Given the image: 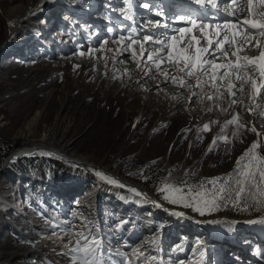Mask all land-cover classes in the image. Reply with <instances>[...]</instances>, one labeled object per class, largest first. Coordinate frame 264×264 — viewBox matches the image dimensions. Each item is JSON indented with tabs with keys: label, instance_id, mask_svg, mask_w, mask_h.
Instances as JSON below:
<instances>
[{
	"label": "rangeland",
	"instance_id": "1",
	"mask_svg": "<svg viewBox=\"0 0 264 264\" xmlns=\"http://www.w3.org/2000/svg\"><path fill=\"white\" fill-rule=\"evenodd\" d=\"M76 1L80 6L86 5L92 17L101 16L102 11L105 10L104 4L103 8L98 10L94 0ZM113 1L119 3L111 7L119 11L115 15H121V21L117 22L113 16H108L109 20L105 19V21L110 23H103L104 26L96 28L93 34L95 32L103 34L102 41L108 40L111 36L115 42L120 37H125L124 41H120L124 45L128 43L129 36L133 39H141L144 35L136 38L128 32L142 29L139 25H145L150 21L145 19L140 21L138 18L134 20L135 16H141L138 10L144 9L143 4L147 0H131L130 5L128 0ZM150 6L151 11L156 9V6ZM48 7L47 5V9ZM45 9L42 8L37 21L33 22L31 27H24L21 37L32 38L36 32H48L50 35L45 38V46H42L44 48L40 46V42L33 46L35 48H20L18 43L10 47L11 54L7 52L8 54L0 58V184H6L12 179L14 167L21 173L20 181L34 188L35 191L42 190L41 197H44L48 194V187L44 185V181L50 177L65 175L68 171L67 164L87 171H98L55 160L45 154L36 158L24 157L12 165L8 163L10 155L16 149L49 147L75 158H88L93 165L103 168L105 172L142 185L153 194L154 199L174 207H171L172 209L164 207L171 211L170 214L165 213V217L171 214L183 217L189 215L187 217L194 220L222 217L227 228L231 226L230 223L238 224L250 218H264V210L258 211L251 207V200L247 201L248 211L228 205L200 215L192 208L165 200L164 196L167 193L162 191L170 184L183 187L182 182L187 181L188 185L194 186L200 181L231 173L236 160L255 141L256 135L247 129H237L235 125L224 128V123L234 113H239L241 123L248 124L249 128L251 125L260 127V123H264L262 115L264 98L258 96L259 98L255 100H249L250 88L245 86L241 99L244 105L253 107L252 114H249L240 103L228 107L231 97L227 92L224 93L223 99L207 100L204 96V93L210 91L207 85L201 91L195 87L194 81H190L193 85L191 89L182 88L178 84L166 81L160 71L147 60L140 62L139 55L133 59L131 53L133 50H138V45L132 44L126 51L123 45L121 47L123 56L117 59L105 53L103 42L95 46L86 45L90 41L88 37L80 35L82 18L74 22L76 19L70 20L66 11L59 9L55 12V17L47 23L44 18ZM221 9L227 10L226 4L221 6ZM186 13L189 12L184 11V14ZM178 15V12L175 13L171 20ZM128 16H131L130 21H134L137 25L128 23L129 19L126 18ZM65 17L69 22L78 23L76 26L73 25L74 31L73 26L71 28L70 25H68L70 28L58 26L56 19H65ZM121 27L126 28L127 32L121 33L116 30ZM55 30L72 32L73 38L69 41L70 52L63 50L62 47L54 49L49 44ZM3 33L0 32V43L3 41ZM108 33L111 36L107 35ZM77 39L81 41L78 42ZM38 47L40 48L38 57H35V49ZM145 47L151 51L159 45L146 42ZM93 49L99 51H92ZM253 51L250 50L247 54L251 55ZM81 52H91V55H80ZM121 59L126 60L132 69L127 68ZM148 68L153 72L150 78L147 77ZM173 75L183 74L173 72ZM159 83L166 84L159 85ZM193 92L198 93L200 98L193 96ZM221 108H228V111L224 112ZM254 117H258L257 120L253 121ZM204 124H209L210 131L203 130ZM86 129L89 133H85ZM234 132L237 133L235 136ZM217 136H229L231 142L216 140ZM71 140L74 144L67 146ZM213 140H216L215 145ZM262 153L264 154V146ZM78 174L82 178H87L84 172ZM15 183L19 185V182L15 181ZM50 198V196L45 197L46 201ZM39 207L41 208L40 205ZM44 207L48 210V205ZM183 212L184 215L178 214ZM46 217L41 215L43 220H46ZM78 224L84 225L82 222L74 223L75 226ZM86 226L89 227L87 224ZM17 227L18 225L9 216L0 215V264H71L69 255L61 254L66 250V246L60 244L57 246L59 250L52 247L36 252L34 250L40 243L24 238L22 232L16 230ZM202 232L204 230H197L196 237H203L200 234ZM95 234L96 237H101L99 228ZM99 239L102 248V237ZM126 241L127 238L124 241L122 237V242H119L122 244ZM210 241L217 251L228 246L229 248L237 246L227 238L224 243L219 244L214 236ZM235 242L241 243V239L237 237ZM63 246L64 249L61 248ZM120 246L115 249L108 247L106 256L110 258L109 261L117 260L114 256L124 257L129 250L131 253L129 259L133 262L137 260L136 254L139 252L134 250L150 248L143 246L142 240L134 249H130V246L128 249ZM29 248L32 249L31 252ZM255 249L254 255L260 260H254L252 263L264 264V253L261 256L260 251ZM145 250L139 252V256L145 253L141 258H145L146 252L151 249ZM243 251L245 252V249ZM244 252L241 256L247 261L250 257ZM140 259L136 264H148L152 261V257L146 262H140ZM232 260L236 261L233 258ZM102 261L103 264H109L108 261Z\"/></svg>",
	"mask_w": 264,
	"mask_h": 264
},
{
	"label": "snow or ice",
	"instance_id": "2",
	"mask_svg": "<svg viewBox=\"0 0 264 264\" xmlns=\"http://www.w3.org/2000/svg\"><path fill=\"white\" fill-rule=\"evenodd\" d=\"M128 2L130 5L131 0ZM191 2L203 10L205 17L209 16L211 10L218 12L221 4H227L232 9L227 15L232 19L212 25L209 21L201 19L199 15L180 14L176 19L185 24V27L173 28L171 34L163 32L162 38L144 35L141 39H133L129 36L124 50L136 44L138 50L132 51L133 59L139 55L140 62L147 60L160 71L166 81L186 89H191L193 85L190 81H194L195 87L201 91L207 85L210 91L204 93V96L210 101L214 98L223 99L224 93L227 92L231 97L228 107L240 103L249 114H252L253 107L244 105L241 97L247 85L250 88L249 100H255L258 96L264 98V48L260 49L259 55H247L248 51L260 48V45L264 43V11L254 10L257 4L264 6V0H242V2L241 0H220L219 4L218 0H191ZM143 7L149 8L150 4L144 3ZM245 10L248 16L241 19L240 14ZM161 14L162 10L157 12V15ZM126 18L132 20L131 16ZM149 24L163 29L171 27L169 23L160 20L149 21ZM124 40L125 37H120L117 43ZM146 42L155 43L159 47L149 51L145 47ZM92 51H99V49ZM85 54L91 55V52L80 53V55ZM165 65L170 67H163ZM146 71L150 72L151 69L148 68ZM173 72L183 75H173ZM192 95L200 98L196 92ZM221 110L227 112L228 108H221ZM229 125H235L237 129L250 130L257 136H261L255 126L249 128L248 124L239 121V113H234L225 121L224 128ZM203 130L210 131L209 124H204ZM236 134L233 133L234 136ZM216 140H222L224 143L231 142L229 136H217ZM216 140H213V145ZM262 145H264V139L252 142L236 160L233 171L223 177L206 179L194 186L188 185L187 181L182 182L183 187L167 185L162 189L167 193L164 199L172 204L192 208L200 215L228 205L248 211V200L252 201L251 207L258 211L264 210V154L257 152ZM211 150L210 148L209 151ZM98 175L102 174L98 173ZM109 182L118 183L115 180ZM119 186L123 187V185ZM131 191L137 192L134 188ZM178 214L184 215V213ZM248 223L264 224V218L248 221ZM52 227L53 235H57L55 230L60 229L62 233L69 236L68 241L65 242L66 252L61 254L69 255L71 264H103L100 259L103 254L101 240L91 234V229H87L86 224L82 229H76L71 221L67 222L65 227L56 223H53ZM68 245L71 246L68 247ZM137 256L139 257V253ZM201 256H203L202 252ZM124 261L125 264H131L126 254Z\"/></svg>",
	"mask_w": 264,
	"mask_h": 264
},
{
	"label": "bare ground",
	"instance_id": "3",
	"mask_svg": "<svg viewBox=\"0 0 264 264\" xmlns=\"http://www.w3.org/2000/svg\"><path fill=\"white\" fill-rule=\"evenodd\" d=\"M241 2H242V0H241ZM94 3L96 5V7L98 8V10H99V8L101 9V7L103 8V4H104L105 10L102 11L101 16L97 15L96 17H92L88 7L86 5L84 7L78 5V2L76 0H0V32L1 31L4 32L2 35L3 41H2V43H0V55H2V56H0V58L5 56L6 54L10 53L11 52L10 47H12L13 45L18 44V43L20 44V48H24V47L35 48L33 46L37 45L38 42H40L41 47L45 46V42H44L46 40L45 38L48 36V34L50 35V33H48V32H36L35 35L41 36L39 41L37 40V38L34 39V36H35L34 34L32 35V38H30V37L21 38V37H22L23 31H24V27H27V28L31 27L33 22L37 21L38 14L41 12L42 8H44V9L46 8L44 10V12H45L44 18L47 21V23L51 20V18L55 17V12H57V10H59V9L62 11H66L67 16L70 20H71V18L76 19L74 22L78 21L79 18H82L81 23H83V26L81 25L82 29L80 30V35L83 34V36L88 37V40L90 41L89 43H86V45L95 46L96 44H100V42H103L102 46L105 49V53L107 55L111 54L115 58L120 59L123 56L122 49H121V47L124 45L123 43H120V42L117 43V41L115 42L114 38L110 35V33H108L107 35H110L111 37L108 40H104V41H102V39H104L103 34H98L96 32L93 34V31L96 28H102L105 23H108V24L110 23L107 20L105 21V19H108V16H113L117 22L121 21V15H119V14L115 15V13L119 12V11H115V9L113 7H111L113 5H118L119 3L114 2L113 0H94ZM146 3H149L150 5H152V7L156 6V9L151 11V6H150L149 8H144L140 11L138 10V13L141 16H138V17L135 16L134 20H136V18H138L140 21L144 20V19L150 20V21L160 20L161 22L169 23L171 27H170V29L157 28V27H155L154 24H149V22H147V23H145V25H143V24L139 25L142 27V29H138V30L128 32L131 35L133 34L134 37H136V38H138L139 36H142V35H153V36H156L157 38H162L161 33H163V32H169V34H171V29L185 27L186 25L178 22L176 20V18H174V20H171V19H173L171 17H173V15L177 12L179 13V15L184 14V11H187L189 13H193L195 15H199L201 19H205V20L209 21L212 25H215L217 23H222L226 19H230V18L232 19V17L227 15V13L232 10L231 7L228 6L227 4H226L227 10L221 9V6L224 5V4H221L218 12L216 10H211L209 16L205 17L203 15V10L200 9L197 5L193 4L190 0L189 1L188 0H161V1L160 0H147ZM219 3H220V0H218V4ZM47 5L49 6L48 9H47ZM52 8H54V9L52 10ZM160 10H162V14L157 15V12ZM254 10L264 11V6H260L259 4H257L255 6ZM148 11L150 12V14ZM120 12L125 13V11H120ZM247 16H248L247 10H245L243 13L240 14L241 19H243ZM111 21H113V19ZM56 22H57L58 26H62V28H65L68 25H70V27L72 28L73 25L76 26L78 24V23L71 24L69 22V20H66V17H65V19H56ZM128 23H130L131 25L136 24L134 21L132 22L130 20L128 21ZM116 30H118V32L120 31L121 33L127 32L126 31L127 29L126 28L124 29V27L116 28ZM209 31H211V29H209ZM91 33H92V35H91ZM72 38H73V34H72V32H68V30H64L61 32L59 30L58 31L55 30L53 33V36L49 40V44L51 46H53L52 48H54V49L62 47L63 50L70 52L71 47L69 46V41H71ZM77 40H78V42L81 41V39H77ZM254 40H255V38H254ZM105 41H107L108 43L105 44L104 43ZM42 48H44V47H42ZM261 48H264V43H262L260 45V48L253 49L254 51L251 50L254 53L249 55V56L259 55V51ZM35 50H36L35 57H38V52H39L40 48L38 47ZM47 51H48V49H47ZM21 54L23 55V53H21ZM122 62L124 63V65L127 68L132 69V66L131 67L128 66V63L126 60H124V61L122 60ZM135 68H136V66H135ZM139 70L141 72V69H139ZM147 74H148V76L147 75L146 76L148 78H150V77H152L153 72L150 71ZM164 84H166V83H159V85H164ZM129 98H131V96ZM133 102H135V100ZM260 102H261V100L258 102V104H260ZM145 110H146V108L144 107V111ZM262 115L264 116V110H262ZM192 116H194V115H192ZM257 118L258 117H254L253 121L257 120ZM251 126H254V125H251ZM256 129L258 130L259 133H261V136H257L255 134L256 135L255 141L263 139L264 123L261 122L260 127H256ZM87 132H88V130L85 133H87ZM73 144H74V142H72V140H71L67 143V146H69V145L72 146ZM263 146L264 145H262L260 148L257 149V152H259L260 154H263L262 153ZM44 154L47 155L48 157L52 158V159H55V160H60V161H65V162H69V163H73V164H78V165L84 166L86 168L98 170V171H100V173H103L104 175L109 177L110 180L114 179L116 181H121V182L125 183L126 185H132L134 187L141 189L143 191V193H147L149 196L154 197L153 194H151L148 190H146V188H144L142 185L137 184L136 182H132L130 180H127L125 178L116 176L114 174L107 173L103 170V168L93 165L92 162H90V160L88 158H83V157H81V158L76 157L75 158L72 155L70 156V155H66L64 153L54 151L52 148H49V147H45L43 149L29 148V147H22V148L16 149L10 155L8 163L10 165H12L24 157L36 158V157L45 156ZM88 172L94 173L95 171L91 170ZM67 189H65V191ZM47 192H48V194L45 195L44 197H41V198L45 199L46 196L51 197L50 199H48V203L50 205H54V207L51 208V210L54 211L53 213L58 212L57 218H58L59 222L65 223L66 220L70 217L69 216L63 217L64 212L61 211L60 209H62L63 207L66 208V203H68V200L74 196L73 191H70V192H67L64 194L63 191L59 187H56L53 189L48 188ZM57 199H59V200L56 202ZM157 201L163 207L170 208V209L174 208L172 206L166 205L164 202L162 203L159 200H157ZM113 203L119 204L118 201L115 202L114 200L113 201L111 200L109 202V205H114ZM46 205H44V206H46ZM42 206H43V204H42ZM71 208L66 209V210H70V212L73 211V213H75L74 216L77 218H76V221L73 222V224L75 222H77V223L84 222V224L89 225V227H87V228L91 229V234L94 236H97V234H95V233L98 230V227L92 224L91 218L89 216H87L88 214L85 213L84 210H80V209L76 210V209H71ZM22 209L23 208H21V210ZM48 210H49V208H48ZM49 212H51V211H49ZM187 216H189V215L184 216V218L186 217V218H188V220L196 222L198 224V230L199 231H202V230L209 231L208 228L215 226L217 224V221H220L223 219L222 217H212V218L202 219V220L201 219L199 220L198 218H196L194 220L193 218L187 217ZM259 219H261V218H257V217L256 218H250V219L244 220V223L255 224V223H248V221L259 220ZM233 221L238 222V220H236V219H233ZM32 223H34V222L32 221ZM132 224H133V220H130L129 225H132ZM230 224H234V223H230ZM222 225L224 227H226L225 223H222ZM75 227H76V229H82V228H84V225L78 224ZM128 229H130V227H128ZM120 230L121 229H119V231ZM119 231H117L116 233H117V236L119 237V241L122 242L121 232L119 234ZM51 232H53V230L50 231L49 234ZM122 232H123V229H122ZM114 233H115V231H114ZM182 233H187V230L182 229V228L177 229L176 232L170 233L168 237L178 236L179 234H182ZM247 234H248V232H246L245 234L242 233V235H240V234L237 235V237H239L241 239V243L240 242L237 243L234 241L235 245H237V246H233L231 248H229V246H228V247H225L224 249H218V251H217L216 247H214L212 244H209L208 249H209L210 254L208 257L209 259L207 258V260L211 259V253L213 252L212 255L216 256V260L223 262L225 264H236L237 261L232 260L233 255H236L238 253L242 255L244 252L243 249H245L244 253L247 255L246 247H245L247 245V241H246V239H242V236H247ZM124 235L126 236V234H124ZM152 235H154V233H152ZM196 235L197 234H194V237L193 236L192 237L196 238ZM102 236L105 237L104 234ZM201 236H203L202 233H201ZM63 237L64 236H59L58 234L57 235L52 234V235H49V237H47V238L49 240L51 239L54 241L57 238L63 239ZM101 237L99 236L98 238H101ZM226 238L232 242V240L229 236H227ZM248 239H250V238H248ZM253 240H254V237H253ZM253 240L251 243H253ZM66 241H68V240H65V242ZM119 241L117 242V244H115V247H113L114 249L121 245V243ZM65 242H63L62 245L66 246ZM126 242L129 243L130 249H134L136 244H138L140 241H139V238L128 237ZM64 246L61 248L64 249L65 248ZM70 246L71 245H68V247H70ZM240 248H241V251H240ZM29 249H30L29 251L31 252L32 249L31 248H29ZM145 249H149V248H143V250H145ZM196 249H197L196 253H200L201 251H203V249H205V251H206V247H202V246L196 247ZM262 249L264 252V244L262 246ZM143 250H134V252H137V251L142 252ZM126 254L128 255L127 259L131 262L132 259H129V258H131V253L129 252V250H128V253L126 252ZM155 255L156 254L153 255L151 253V251H149L148 253H146L145 258L140 259V262H146L149 258L155 257ZM251 257H253V256H251ZM120 258H124V257L120 256ZM199 258H201V257H199L196 254V263H194V262L193 263L199 264L202 261L201 259L199 261ZM240 258H242L243 264H248V261H245L244 256H240ZM131 264H136V261L133 260V262H131ZM148 264H154V263L148 262ZM251 264H253V263H251Z\"/></svg>",
	"mask_w": 264,
	"mask_h": 264
}]
</instances>
